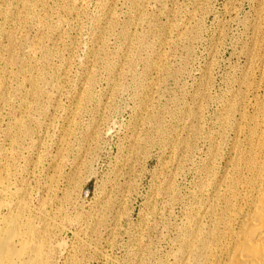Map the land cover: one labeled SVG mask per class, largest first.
<instances>
[{
	"label": "rangeland",
	"instance_id": "374dc122",
	"mask_svg": "<svg viewBox=\"0 0 264 264\" xmlns=\"http://www.w3.org/2000/svg\"><path fill=\"white\" fill-rule=\"evenodd\" d=\"M260 1L0 0V201L43 264H182L234 174Z\"/></svg>",
	"mask_w": 264,
	"mask_h": 264
},
{
	"label": "bare ground",
	"instance_id": "6f19581e",
	"mask_svg": "<svg viewBox=\"0 0 264 264\" xmlns=\"http://www.w3.org/2000/svg\"><path fill=\"white\" fill-rule=\"evenodd\" d=\"M256 8L254 35L247 49L248 65L242 80L245 91L238 103L235 100L238 106L234 102L228 113V118L237 116V135L231 146L236 154L231 159L234 174L230 178L227 175L215 190L220 204L212 201L208 207L202 206V216L213 217L211 226L206 227L204 219L191 223L193 232L186 248L180 250L182 264H264V0ZM3 181L0 179V194ZM17 199L0 201V208H8L7 213H0V264L46 263L49 237L33 242L36 226L30 218L28 223L25 221L28 202L24 197ZM22 232L26 239L16 244Z\"/></svg>",
	"mask_w": 264,
	"mask_h": 264
}]
</instances>
